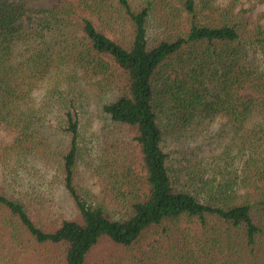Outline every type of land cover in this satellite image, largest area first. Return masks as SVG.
<instances>
[{
    "label": "trees",
    "instance_id": "16d2710c",
    "mask_svg": "<svg viewBox=\"0 0 264 264\" xmlns=\"http://www.w3.org/2000/svg\"><path fill=\"white\" fill-rule=\"evenodd\" d=\"M36 1L0 0V129L14 137L0 150V230L62 248L65 264H88L106 240L127 264H264V27L253 8ZM91 113L133 143L106 142L116 149L103 154L99 191L82 193ZM56 188L80 220L44 224Z\"/></svg>",
    "mask_w": 264,
    "mask_h": 264
},
{
    "label": "rangeland",
    "instance_id": "374dc122",
    "mask_svg": "<svg viewBox=\"0 0 264 264\" xmlns=\"http://www.w3.org/2000/svg\"><path fill=\"white\" fill-rule=\"evenodd\" d=\"M62 2H74V0H38L31 4L34 8H53L59 6ZM244 8L253 10L248 17L251 23H256L261 20L264 27V4L258 2H249L244 0ZM247 97V94H246ZM109 129L104 120L95 113L87 116V122L83 129V149L84 153L81 157V171L83 179L79 181V188L82 193L87 188L93 191H99V179L102 178L101 168L104 163L103 154L105 157L114 154L115 149L111 142L120 143L125 146V142H129V146L133 143L130 139L122 136L109 135ZM14 137L0 129V150L7 145L12 144ZM106 142H110L106 144ZM116 146V145H115ZM117 147V146H116ZM186 149L190 147L186 144ZM129 154L136 163L135 168L140 173L145 182V173L142 172L141 156L138 148H129ZM101 169V170H100ZM54 193V200L51 204L53 214L47 218L45 225L58 224L61 219L80 220L78 211L74 203L63 188H56ZM17 236V235H16ZM64 251L60 247L52 245H39L28 236L13 239V237L0 230V264H65ZM125 251L118 248L111 243L104 241L90 254L88 257V264H127L125 261Z\"/></svg>",
    "mask_w": 264,
    "mask_h": 264
}]
</instances>
